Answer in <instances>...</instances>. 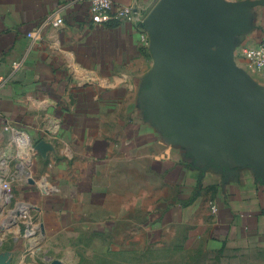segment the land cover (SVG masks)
Segmentation results:
<instances>
[{"label":"crops","instance_id":"obj_1","mask_svg":"<svg viewBox=\"0 0 264 264\" xmlns=\"http://www.w3.org/2000/svg\"><path fill=\"white\" fill-rule=\"evenodd\" d=\"M110 1L138 18L96 26L90 0H0V180L28 181L0 185V264H114L144 244L263 255L264 175L236 127L214 157L159 113L143 25L159 0ZM222 1L239 25L219 49L264 109V73L246 57L264 44V0Z\"/></svg>","mask_w":264,"mask_h":264},{"label":"water","instance_id":"obj_2","mask_svg":"<svg viewBox=\"0 0 264 264\" xmlns=\"http://www.w3.org/2000/svg\"><path fill=\"white\" fill-rule=\"evenodd\" d=\"M236 9L222 0H159L143 20L155 60L149 77L152 94L162 100L158 112L168 114L177 130L197 134L216 157L220 129L234 124L246 155L264 175L260 92L219 49L239 25L228 19Z\"/></svg>","mask_w":264,"mask_h":264},{"label":"rangeland","instance_id":"obj_3","mask_svg":"<svg viewBox=\"0 0 264 264\" xmlns=\"http://www.w3.org/2000/svg\"><path fill=\"white\" fill-rule=\"evenodd\" d=\"M17 157L20 159L19 153ZM15 176L17 177L13 181L6 179H2V181L6 183L10 182L11 188L13 185L23 187L28 184L26 178L18 177L17 174ZM0 214L2 213L0 212ZM122 250L125 253L116 256L113 261L114 264H264V254H248L236 257L224 252H205L203 250L186 254L182 253V251L149 247L145 244L136 246L127 245ZM103 262L100 261L99 264H103ZM106 264H108V261Z\"/></svg>","mask_w":264,"mask_h":264},{"label":"built area","instance_id":"obj_4","mask_svg":"<svg viewBox=\"0 0 264 264\" xmlns=\"http://www.w3.org/2000/svg\"><path fill=\"white\" fill-rule=\"evenodd\" d=\"M89 10L91 22L96 26L105 25L112 20L134 21L138 18V12L135 9L124 6L116 7L110 0H90ZM47 24L57 29L62 26L63 20L61 17H51ZM28 37L34 38V35L30 33ZM246 57L256 69L264 73V44L247 51ZM1 82L0 78V84ZM1 183L4 185L3 188H6V182L0 180V185Z\"/></svg>","mask_w":264,"mask_h":264}]
</instances>
